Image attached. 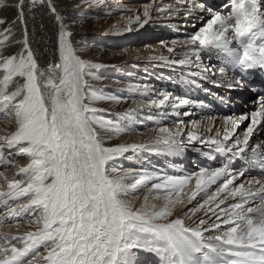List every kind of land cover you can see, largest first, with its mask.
<instances>
[{"label":"snow or ice","instance_id":"1","mask_svg":"<svg viewBox=\"0 0 264 264\" xmlns=\"http://www.w3.org/2000/svg\"><path fill=\"white\" fill-rule=\"evenodd\" d=\"M86 8L114 11L107 0H0V228L10 229L0 231V264H264V88L254 89L250 111L207 117V132L177 119L153 129L150 142L109 144L137 122L159 125L210 105L129 84L148 105L143 120L145 109L135 108L105 118L100 105L122 98L94 84L102 65L74 31L89 15L99 18ZM149 8L182 16L192 29L183 58L152 57L187 69L186 85L237 68L264 72V0H227L222 9L208 0H151L146 19L136 17L141 27ZM246 83L236 78L228 87ZM193 143L208 147L204 155L218 166L170 174L123 163ZM257 169L261 178L252 175Z\"/></svg>","mask_w":264,"mask_h":264},{"label":"bare ground","instance_id":"2","mask_svg":"<svg viewBox=\"0 0 264 264\" xmlns=\"http://www.w3.org/2000/svg\"><path fill=\"white\" fill-rule=\"evenodd\" d=\"M163 4H174L175 0H162ZM119 3V2H118ZM120 6L115 7L116 10L119 11H129L132 14L131 21H127L130 23V26L135 27L131 30V34L129 35L130 38L127 41L130 45H142L146 43H153L156 42V38H164L161 45L159 47H156L155 45H149L145 49L137 50L135 55L132 57H129L127 60H123L122 64L118 66L117 69H125L129 68L128 74H126V77H129V84H149L155 86L157 89L161 91H171L176 95H179V93L183 96L185 94H188L192 99H196L198 101H203L205 104L210 105V108H208L204 113L197 115L198 108H192L191 112L193 115L190 116H181L179 118L175 116H170L169 119L164 120L160 122L158 125L156 121H147L143 120V117L147 114V108L148 105L144 101V98L140 97L138 94L132 93L128 91V85L125 86L123 89L125 92L129 94L130 97L135 98L137 101H135L137 106H135V109H145L144 112L140 113V119L143 120L142 123L137 122L133 125L135 131L125 133L124 137L119 139L118 143H125V142H150L153 138V129L157 128L158 126H167V127H173L174 122L177 119H182L186 123H188V126L191 127V124L189 123L192 120H196L199 122V127L207 132L209 128L212 127V120L207 119V117H212L216 121H222L224 116H212L213 102L211 101L214 94H218L221 90V87H226V81L230 83L231 81H234L235 79L233 76L232 79L219 77L217 74L216 76H212L209 80H201L198 79V83L201 85V87H190L186 85L181 77L187 75V69H182L181 66L175 65V66H167L164 61L159 59H152V57H169L173 59H181L183 58L184 53L179 51V49L182 47L180 40H175L180 35L185 34V32H191V27L185 28L183 27V17L182 16H170V15H164L155 13L152 11L151 8H149V11L151 12V19L148 20V23L143 24L141 27L139 23L136 22V17L139 16L140 20L143 21L146 19V17L143 15L144 8L146 5H149L151 3V0H136L135 3H132V1H125L122 2ZM157 4L161 3V0H156ZM223 8V6L221 7ZM199 27V24L197 25ZM178 28V29H177ZM174 30V31H172ZM175 34V35H174ZM150 35V36H149ZM155 40V41H153ZM158 40V39H157ZM176 41L175 44L172 42ZM175 48L177 49L176 52L169 53L168 48ZM159 48L158 53H155L154 49ZM143 52V53H142ZM207 61L210 63L208 57ZM211 63H217L215 57L212 58ZM108 67V66H107ZM106 67V68H107ZM109 70V68H107ZM116 69V68H115ZM131 69V70H130ZM134 69V70H133ZM118 71V70H117ZM158 75L159 77H156L155 75ZM174 77L173 80H171V77ZM212 80H223L224 82L222 84H214ZM175 82V83H174ZM186 87V89H184ZM189 89H192L191 92H189ZM204 89H208V91H204ZM134 101V100H133ZM133 108V109H134ZM189 109L183 108L180 111H188ZM210 115V116H208ZM240 114H237L238 116ZM116 116V115H115ZM217 127H219V123H217ZM121 137V136H120ZM264 137V136H263ZM253 143L258 142L256 138L253 139ZM199 149V151L202 153V156L196 157V150ZM211 151L208 147L205 145H201L198 143L188 144L187 147H185L184 151L179 154H171V153H156V152H145L142 154L143 159L139 162L133 161H124L125 167H140L141 165L146 167H155L156 169H159L161 171H166L170 174L174 173H189L194 172L198 170H194L195 168H201L205 166H218L215 165V163L212 162L211 159H209L207 156L204 155V153ZM196 157L197 162H194L195 164H199L201 166H195L192 168L190 165L189 167L186 166L184 163L186 160L189 159V162L192 163V160ZM222 158V157H220ZM145 159H148L146 162H144ZM195 159V160H196ZM223 159V158H222ZM19 163H24L23 160H21ZM237 166L242 165V161L236 162ZM17 166H13L9 170L6 171V175L9 177H12L14 173L17 171ZM2 170V169H0ZM27 225H22L23 228H26ZM0 231H10L7 227L0 228Z\"/></svg>","mask_w":264,"mask_h":264},{"label":"rangeland","instance_id":"3","mask_svg":"<svg viewBox=\"0 0 264 264\" xmlns=\"http://www.w3.org/2000/svg\"><path fill=\"white\" fill-rule=\"evenodd\" d=\"M121 1L125 2L127 0H107V3L111 5L114 10L112 15H106L104 10L101 9L86 8L85 11L88 13L98 12L99 18L89 15L86 20L82 21V27H76L74 29L78 41L87 45L86 56L91 58L94 63L102 65L101 68L96 70V75L100 77V79L94 82L95 86L103 88L107 94L116 95L122 98L119 104L111 103L100 105L101 107L107 109V112L104 113V115L105 118L108 119H118L119 114L133 109L137 106L136 104L139 103V101L130 97L123 89L127 86V84H129V79H131L126 77V74H128L127 70H129V68L119 70L117 69L119 68L118 66L122 64L123 60H127L129 57L134 56L137 50L145 49L149 45L159 47L164 40V38H156V42L153 43H146L142 45L128 44L127 41L130 38V32L135 27L132 26V28L130 23L127 22L133 20L131 12L119 11L115 9V7L122 4ZM129 1H132V3L136 2V0ZM175 40L182 41L184 40V36L180 35L175 38ZM154 51L155 53L161 52L159 51V48L154 49ZM203 62L206 63L205 57L203 58ZM106 67L109 68V70ZM158 75L156 74L155 76L159 77ZM173 79L174 77L172 76L171 80ZM241 127L243 129L244 126L242 125ZM120 136L108 143L116 144L119 139L123 138L125 135L123 134ZM147 160L148 159H145L144 162ZM194 170L198 169L195 168Z\"/></svg>","mask_w":264,"mask_h":264}]
</instances>
